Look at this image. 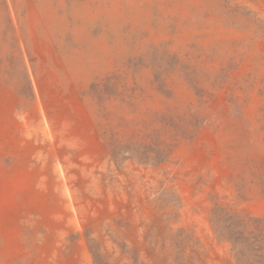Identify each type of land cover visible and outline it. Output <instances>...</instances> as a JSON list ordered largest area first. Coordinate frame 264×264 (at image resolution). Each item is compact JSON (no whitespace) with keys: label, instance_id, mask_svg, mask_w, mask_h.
<instances>
[{"label":"rangeland","instance_id":"1","mask_svg":"<svg viewBox=\"0 0 264 264\" xmlns=\"http://www.w3.org/2000/svg\"><path fill=\"white\" fill-rule=\"evenodd\" d=\"M0 264H264V0H0Z\"/></svg>","mask_w":264,"mask_h":264}]
</instances>
